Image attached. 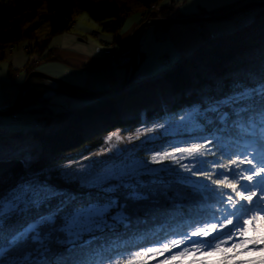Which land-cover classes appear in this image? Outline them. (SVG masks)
I'll use <instances>...</instances> for the list:
<instances>
[{"label":"snow or ice","instance_id":"6c2138e0","mask_svg":"<svg viewBox=\"0 0 264 264\" xmlns=\"http://www.w3.org/2000/svg\"><path fill=\"white\" fill-rule=\"evenodd\" d=\"M179 121L177 133L200 135L151 155L150 163L163 167L126 149L99 170L61 174L76 175L81 188L102 197L81 200L47 179L0 192V264H264V78ZM172 126L156 124L126 138L114 132L99 154ZM185 201L195 205L187 216ZM141 211L163 212V222L129 231ZM105 231L112 236L97 235Z\"/></svg>","mask_w":264,"mask_h":264},{"label":"trees","instance_id":"16d2710c","mask_svg":"<svg viewBox=\"0 0 264 264\" xmlns=\"http://www.w3.org/2000/svg\"><path fill=\"white\" fill-rule=\"evenodd\" d=\"M250 1L258 0H232L212 8L201 7L191 15H220ZM155 5L161 8L152 9ZM43 7L45 11L42 13ZM137 11H142L141 21L145 15L147 18L169 19L181 14L174 0L166 4L163 0H0V53L16 42L31 40L34 42L31 51L38 54L39 60L62 62L60 57L50 53L48 43L52 36L70 30L77 15L87 13L93 22L101 24L100 32L115 33L125 19ZM243 15H252V22L207 39L193 52L182 55L166 67L158 78H135L127 91L115 96L95 100L69 98V103L73 100L78 104H70L68 109L61 106L62 110H58L60 113L51 120L46 113L52 111L51 107L59 94L47 101L42 97L46 89L36 86L27 89L16 116L25 118V114L35 113L40 118L43 113L44 125L33 127L23 124L3 129L11 135L31 134L40 143L41 152L37 161L29 166L25 165L21 156L0 158V192L39 178L47 179L48 183L81 200L102 197L104 194L95 189L67 183L61 176V166L100 148L105 137L114 130L119 129L125 134L135 133L138 129L153 127L191 109L204 110L210 100L224 97L238 85L264 78V6L244 11ZM44 24H48L49 31L43 37H37L35 32ZM142 60L140 54L139 65ZM35 67L36 62L25 66L26 78ZM34 80L42 81L39 77H33L31 82ZM23 85L24 82L20 89ZM61 97L64 98L60 95L58 104L63 100ZM190 135L198 136L200 133L191 132L183 136ZM170 142V138L161 136L148 145L153 147L139 150L137 156L147 155ZM207 159L213 160L215 157L209 156ZM171 167L178 168L177 165ZM118 195L123 199L122 191ZM184 203L186 206L181 211L187 216L195 205L189 207V201ZM163 207L170 205L165 203ZM163 219V212L141 211L139 222L134 218L129 231L156 227ZM115 231L123 234L125 229L119 226ZM112 234L105 231L97 235L106 238Z\"/></svg>","mask_w":264,"mask_h":264},{"label":"crops","instance_id":"0c3cea01","mask_svg":"<svg viewBox=\"0 0 264 264\" xmlns=\"http://www.w3.org/2000/svg\"><path fill=\"white\" fill-rule=\"evenodd\" d=\"M169 1L163 0V3L166 4ZM174 1L181 14L178 17L175 15L172 17L184 18L193 16L191 14L199 11L201 7L212 8L232 0H196V4L190 6L186 5L187 0ZM197 4L198 8L196 7ZM141 19L142 11L133 12L115 33L100 32V23L93 25L86 22V25L92 27L89 30L85 26H79L75 21L70 30L52 36L48 43V50H51L50 53L60 57L62 62L41 61L37 54L34 61L36 62L35 70L90 91L114 88L126 80L129 76L130 67L126 65L115 67L109 58L103 57L102 51L107 44L116 41L118 43V51L127 55L132 54L134 33ZM94 26H97V28H94ZM233 27L234 25L217 27L205 23H183L170 27L160 26L156 28L148 27L145 31V45L140 46L141 56L143 57L139 65L141 77L154 78L161 75L167 66L164 63V58L169 61V64H173L182 55H188L204 44L207 39L213 38ZM48 31V24H44L36 32V36H44ZM93 32H99V35H93ZM13 45H11L12 53H9L7 48L0 53V56H2L0 76L6 74L13 79L16 77L21 79L24 75L26 76L24 72L21 74V70L25 69L27 63H31L28 62L30 58H25L23 52L31 55L29 51L30 47L34 46V42H30V44L24 43L22 48H15ZM4 63L5 67L3 66ZM14 64L15 68H13ZM40 82L44 81H32L35 84ZM18 90L20 91V87ZM16 95L18 96V94H15L9 97L7 100L8 104L0 103V108L13 105L16 101L14 100L17 97ZM59 98L56 99L57 102ZM57 102L52 105L51 109L57 111L60 109ZM70 104L77 105L78 103L77 101H70ZM25 138L34 140L31 134L25 135Z\"/></svg>","mask_w":264,"mask_h":264},{"label":"rangeland","instance_id":"374dc122","mask_svg":"<svg viewBox=\"0 0 264 264\" xmlns=\"http://www.w3.org/2000/svg\"><path fill=\"white\" fill-rule=\"evenodd\" d=\"M192 4L195 5L196 4V0H192V1L191 0H187V2H186L187 6H190ZM196 7L198 8V4L196 5ZM44 11H45V7H43L41 9L42 13ZM252 19L253 18H252V15H251L250 17H248L247 22H244L242 25L250 24L252 22ZM75 21L79 24V26H85L89 30L92 29V27L90 25H86V22H89V23L95 25V22H93L90 19L89 15L87 13H80L74 19V22ZM145 23H146L145 20L141 21L140 22V27L143 24H145ZM202 23H205V24H208V25H212V26H217V27H226V26H229V25L232 26V25H235V23H236V16L232 17V18H229V19H225V20L205 21V22H202ZM178 24H183V23L169 24V25H165V26H161V27H170V26L178 25ZM94 28H97V26H94ZM36 32H35V35H37ZM37 37H43V36L40 35V36H37ZM30 42H31V40H22V41L14 43L13 46L15 48L16 47L17 48H22V45L24 43L25 44L26 43L30 44ZM107 47L111 48V46H108V44L105 46V48H107ZM31 49H32V47H30V51H29V53L31 55L26 54L25 52H23V54H24L25 58H30L28 60V62L32 63V62H34L36 60L37 54L36 53L34 54V52H32ZM104 50L105 49H103V51ZM8 52L12 53V48H9ZM1 59H2V56H0V61H1ZM3 66L5 67V63L3 64ZM15 67L16 66L14 64L13 68H15ZM4 69H6V68H4ZM34 71H35V69L32 72H34ZM23 72H24V70H21V74H23ZM37 72H38V70H37ZM30 74H29V76H30ZM13 76H16V75H13ZM29 76L26 78V76L24 75L21 79L19 77H16V78L13 79V78L9 77L6 74L5 75L2 74V76H0V103L8 104L7 100L9 99V97H11V95L13 96L15 94H18L17 92L19 90L17 91V89H19L20 85L23 82H24V85H25V83L28 80ZM31 79H33V77ZM31 79H30V84H35V83L31 82ZM42 81H44V80H42ZM40 83H47V82L44 81V82H40ZM37 84H39V83H37ZM50 84H51V86H52V84L56 86L55 91H56V95H58L59 94L58 93V89H59L58 85L56 83H50ZM50 88H48V89H50ZM48 89H46V90H48ZM58 97H60V95ZM15 98H17V97H15ZM14 100H16V99H14ZM51 100H53V99H51ZM47 101H49V100H47ZM55 102H57L56 99L54 100V104H55ZM72 102H74V101L72 100ZM57 105H59L60 107L62 106L61 103L60 104L57 103ZM68 105L70 106L69 98H68ZM6 109H8V108L1 107L0 111L6 110ZM61 110L62 109H60V111ZM60 111L57 112V110H53V109H52V111L49 110L46 113V116L48 114H51V115L55 114L57 116L58 113H60ZM18 112H19V110L16 113H18ZM187 113L188 112H184V113H182V114H180V115H178L176 117L167 118L163 122V124H165L166 127L169 124H172L174 126L169 127V129L167 131H165V129H158V130H161V131H159V132L156 131V132L150 134L149 136L141 135L140 139H136L132 143H128L127 142L126 149H135V151L133 153H131V155L139 158L140 160L148 161L150 167H163L164 165H153V164H151L150 163L151 155L155 154L156 151L168 148V145L171 142H181V141H184V140H190L191 137H194L192 135L183 136L184 134L191 133V132H184V131H181V132H178V133L176 132V130L181 127V125L178 124L180 122L179 121V117L181 115H186ZM38 115L35 114V113L33 115L32 114H25V116L28 117V120H30L31 118L35 119V118H37L36 116H38ZM40 115H41L40 118H43V120H44L45 119V114L41 113ZM8 117H10V116H6V117H4V119H7ZM49 120H51V118H49ZM27 124L29 125V123H27ZM136 132L135 133H130V134L122 133V136L125 137V138L127 136H129V135L135 136ZM161 136H167V138L171 139V142L169 144L165 145L164 147H161L158 150H155L153 152L147 153L148 156L146 154L144 156H142V157L137 156L139 150L145 149V148H148V147L149 148L153 147V146H148V145H150V144L154 143L155 141H157L158 139H160ZM191 142H201V141H191ZM180 146H187V145H185L183 143H180ZM100 149L101 148H98L97 150H94L92 152L83 154L79 158L74 159V160L68 162L67 164L62 165L61 166V173L69 172V173L79 174L81 172L96 171V170L101 169L102 167H104V165L101 162L110 161L115 156L112 153H110V152H105L104 154H99V150ZM40 152H41V145H40L39 142H36V141H34L32 139H26L25 136H21L20 134L11 135V134L7 133V131H5L4 129L0 130V156L1 155H2V157H9V156H16V155L21 156L23 158L24 162H25V165L29 166L30 164H32V163L37 161ZM124 156L125 157L128 156V153L126 151L124 152ZM183 163L188 164V163H191V162L188 161V160H184ZM166 164H169L170 166H172L170 164V162H166ZM69 165H70V167H68ZM34 180H40V179L39 178H34ZM65 181L67 183H76L77 185H79V183L74 182V181H76V175H73L71 177L65 178ZM84 189H87V188H84ZM159 259H163V257H160ZM150 264H156V261H151Z\"/></svg>","mask_w":264,"mask_h":264},{"label":"water","instance_id":"95a60500","mask_svg":"<svg viewBox=\"0 0 264 264\" xmlns=\"http://www.w3.org/2000/svg\"><path fill=\"white\" fill-rule=\"evenodd\" d=\"M261 6H264V0L247 2L234 10H231L227 13H223L220 15H193V16L184 17V18H169V19L153 18L149 23H145L141 27L136 29L134 33V37H133L134 49L132 53V59L129 64V67H130L129 76L120 86L107 89V90H102V91H90L88 89L72 85L64 80L44 74L42 72L34 71L30 74L25 85L20 89L15 103L10 108L0 111V116H11L15 114L19 110L22 97L28 88L36 86V87L48 89L51 87L48 84V82H53L58 85V88H59L58 93L60 95H63V96H66L68 98L75 99V100H95V99L108 96V95L115 96V95L121 94L127 91L132 86L135 73L138 72L139 74V71H138L139 64L137 61V54H138L137 35L139 33V30H141L142 28L147 27V26H165V25L175 24V23H202L205 21L225 20V19L235 17L236 15L243 13L244 11H247L249 9L258 8ZM32 77H39L47 83L30 84V79Z\"/></svg>","mask_w":264,"mask_h":264},{"label":"built area","instance_id":"2783aa9c","mask_svg":"<svg viewBox=\"0 0 264 264\" xmlns=\"http://www.w3.org/2000/svg\"><path fill=\"white\" fill-rule=\"evenodd\" d=\"M160 8L161 6H156V5L152 7V9L154 10H159ZM144 19L146 20V23H149L151 21L150 18H147V15L144 16ZM247 20H248V17L244 16L243 18L238 20L237 25H242L244 22H247ZM93 34L96 36L99 35V33L97 32H94ZM139 43H145V34L141 36V38L139 39ZM108 46H111V48H108V47L105 48L102 54L103 56L108 57L111 60H114L115 66L126 65L130 62L129 57H127L126 55L121 56V55L115 54L116 43L114 41L109 43ZM55 88L56 86L52 84L51 88L46 90L42 97L46 100L54 99L56 96ZM61 105L64 107V109H68L69 108L68 100L66 99L61 100ZM46 117L48 119L49 118L53 119L55 117V114L53 115L48 114ZM7 119H4V117H0V127H11V126L23 125L27 123H29V126L40 127L44 125V122H45L44 121L45 119L43 120V118H35V119L31 118L30 120H28V118H21L16 115H13L12 117H10L9 118L10 120H7Z\"/></svg>","mask_w":264,"mask_h":264},{"label":"bare ground","instance_id":"6f19581e","mask_svg":"<svg viewBox=\"0 0 264 264\" xmlns=\"http://www.w3.org/2000/svg\"><path fill=\"white\" fill-rule=\"evenodd\" d=\"M143 45H145V43H139V42H137V47H138L137 61H138V64H139V55L141 54V52H140V46H143ZM115 54H116V55H119V54L117 53V51H115ZM102 55H103V54H102ZM120 55H121V56L126 55L127 57H129L130 62H131L132 54H128V55H127V54L120 53ZM103 57H105V56H103ZM111 61L113 62V64L115 63L114 60H111ZM35 72H37V70H35ZM38 72H40V71H38ZM135 77H136V78H139V79L142 78L141 75L138 74V72L135 73ZM64 98H65L66 100H68V97L64 96ZM57 112H59V111H57ZM9 120H10V119H9ZM114 132H119L120 135L122 136V132H121L120 130H114L112 133H114ZM112 133H110V134H112ZM110 134H109V135H110ZM109 135H108V136H109ZM122 137H123V136H122ZM105 140H106V138H105ZM105 140H104V143L102 144V146H101L100 148L107 149V148L109 147V145L105 143ZM113 143H116V141L113 140ZM126 147H127V142H124V143H118V144H117V148L113 149V151L110 152V153H112L114 156H116L117 153H118L119 151H123V150H125ZM105 152H107V151H105ZM16 156H18V155H16ZM0 158H8V157H2V155H1Z\"/></svg>","mask_w":264,"mask_h":264}]
</instances>
